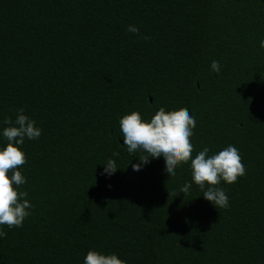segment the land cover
<instances>
[{"label":"trees","instance_id":"obj_1","mask_svg":"<svg viewBox=\"0 0 264 264\" xmlns=\"http://www.w3.org/2000/svg\"><path fill=\"white\" fill-rule=\"evenodd\" d=\"M262 40L264 0H0V148L18 109L41 129L20 146L32 207L21 227L0 225V264H83L89 250L264 264ZM160 107L195 118L193 158L238 149L245 175L216 186L227 208L203 197L190 162L169 177L163 157L133 170L148 154L127 151L119 120Z\"/></svg>","mask_w":264,"mask_h":264},{"label":"clouds","instance_id":"obj_2","mask_svg":"<svg viewBox=\"0 0 264 264\" xmlns=\"http://www.w3.org/2000/svg\"><path fill=\"white\" fill-rule=\"evenodd\" d=\"M129 32L139 35V29L129 25ZM147 39V37H143ZM264 48V40L260 42ZM211 70L219 73V61L211 62ZM7 127L2 129L6 139L5 146L0 148V225L9 229L21 227L23 221L30 215L32 205L25 199L26 192L19 191V186L26 183L25 177L18 170L26 163V157L20 146L25 138L38 139L41 129L35 127V121L24 114L23 109L17 110L15 121L5 118ZM119 127L123 137V145L127 151L135 153L143 151L147 157L139 159L140 163L133 164L134 171H139L142 164L149 158L163 157L167 176H175L176 169L182 164L190 162L192 182L202 191L203 197L216 208H227L229 200L223 189L216 187L221 181L232 184L238 177L245 175L246 169L236 147L228 145L215 154L209 155L207 147L199 151L193 158L191 137L196 127L195 118L186 108L166 111L160 107L150 120L145 121L141 114L132 111L119 120ZM114 156L118 153H113ZM114 160L109 159L104 165V174L112 175L117 170ZM10 174V175H9ZM191 184L185 183L181 193H188ZM177 196V195H176ZM175 197V196H174ZM6 233L0 230V237ZM83 264H125L116 254H102L96 250H89L84 256Z\"/></svg>","mask_w":264,"mask_h":264}]
</instances>
